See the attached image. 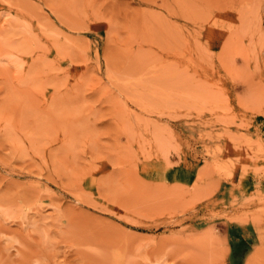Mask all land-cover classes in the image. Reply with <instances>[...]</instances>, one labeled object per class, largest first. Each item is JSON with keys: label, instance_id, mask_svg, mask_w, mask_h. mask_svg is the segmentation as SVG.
Segmentation results:
<instances>
[{"label": "rangeland", "instance_id": "obj_1", "mask_svg": "<svg viewBox=\"0 0 264 264\" xmlns=\"http://www.w3.org/2000/svg\"><path fill=\"white\" fill-rule=\"evenodd\" d=\"M0 264H264V0H0Z\"/></svg>", "mask_w": 264, "mask_h": 264}]
</instances>
